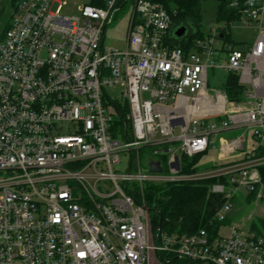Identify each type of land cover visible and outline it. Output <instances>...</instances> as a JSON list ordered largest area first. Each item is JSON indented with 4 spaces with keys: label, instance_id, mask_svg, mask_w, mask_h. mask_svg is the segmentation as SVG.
I'll return each instance as SVG.
<instances>
[{
    "label": "built area",
    "instance_id": "2783aa9c",
    "mask_svg": "<svg viewBox=\"0 0 264 264\" xmlns=\"http://www.w3.org/2000/svg\"><path fill=\"white\" fill-rule=\"evenodd\" d=\"M224 1L258 31L245 49L222 48L220 66L247 88L241 101L209 85L215 36L189 50L172 46V17L160 2L88 0L68 15L61 1H18L0 30V264H264V236L251 228L155 230L135 193L147 182L226 176L234 188L214 216L224 221L229 197L262 186L264 154L255 151L183 171V156L217 148L224 131L238 133L220 138L221 156L243 150L247 135L264 146V0ZM127 3L126 46H104ZM116 85L120 97L107 90ZM122 153L126 170L117 168ZM153 162L162 172L150 171Z\"/></svg>",
    "mask_w": 264,
    "mask_h": 264
},
{
    "label": "trees",
    "instance_id": "16d2710c",
    "mask_svg": "<svg viewBox=\"0 0 264 264\" xmlns=\"http://www.w3.org/2000/svg\"><path fill=\"white\" fill-rule=\"evenodd\" d=\"M19 0H14L15 7ZM162 3L172 17V29L178 25H187L189 32L183 38L176 40L171 32L169 41L172 46L182 47L189 50L192 43L204 36L202 31V4L207 0H152ZM218 1V18L228 26L227 31L224 30L223 39L225 44L234 46L230 38V22L238 20V16L227 6L224 0ZM246 87L239 83L237 73L228 72L226 83L223 90L226 92L229 100L241 101L245 99ZM264 154V150L261 155ZM202 155L194 157L183 156V171L193 173L199 169H203V164L199 163ZM233 162L227 161L224 163ZM262 181L264 182V165L260 166ZM220 180L217 177H209L200 180L158 183L147 182L144 188L135 189L136 197L145 199L149 208L153 228L165 230L170 233H186L192 234L206 228L216 233L220 225L229 223L231 218L228 217L224 221L214 219V213L217 208L225 202L222 194H214L210 190V186ZM259 188V187H258ZM257 188V189H258ZM238 197V198H237ZM242 197L238 194L234 198L235 204ZM256 192L247 193L245 199L241 202L252 203L256 200ZM243 199V198H242ZM264 201V195L260 198ZM250 228L257 234L264 236V216H256L250 224ZM169 264H198L188 262L183 259L172 257Z\"/></svg>",
    "mask_w": 264,
    "mask_h": 264
},
{
    "label": "rangeland",
    "instance_id": "374dc122",
    "mask_svg": "<svg viewBox=\"0 0 264 264\" xmlns=\"http://www.w3.org/2000/svg\"><path fill=\"white\" fill-rule=\"evenodd\" d=\"M55 1L64 2L62 7V13L68 15L78 14L79 6L88 2V0H55ZM57 5L58 3H54L53 9H55ZM218 5L219 3L216 0L204 1L202 4L201 14H202V24H203L202 31L204 35L215 36V47L218 50V52L215 51L214 54L211 55L207 61V63L211 66L212 60L215 59V67H209L208 69L209 85L211 87L220 90L223 89V86L226 83V77L228 75V72L220 66L225 62L226 53L224 49H222L223 46L225 45V40L217 36L220 33V30H222L225 26L224 21L218 18ZM14 12H15L14 0H0V30L1 31H4L8 27V23L11 20L12 16L14 15ZM131 12H132L131 5L130 3H127L126 6L120 11L119 15L115 17L111 23H109V25L106 27L105 30L104 46L111 48H124L126 46L127 30L129 26ZM229 31H230V38L233 41L234 46L240 49H245L246 45L253 43L258 35V31L256 29L238 21L233 22ZM122 89H123L122 85H116L114 87L108 88L107 90L111 94V96L120 97ZM146 97H148V95H146ZM208 118L209 120H216L214 116H209ZM178 132L179 130H176V133ZM226 135L227 134L223 133L222 137ZM217 151H219L218 145H217ZM120 156H121V163L117 166V168L119 170H126L128 165L129 155L128 153H122ZM221 158L223 159L224 157ZM240 160H235V161L233 160V162H238ZM219 178L220 180L218 182L213 183L210 186V190L214 194H222V198L224 200L225 199L227 200L228 199L227 194L231 193L234 187H232V184L228 181V178L226 176H222ZM217 183L224 185L225 192H215L213 190V185ZM144 186L145 185H143L142 188H144ZM255 192L257 198L256 200H254L252 203L249 204L241 202L242 200L240 201V199L237 201L236 204L234 202V198L237 194L238 196L240 195L245 196L247 195V193H249L245 187L240 188L238 193L229 197L232 203V209H230V211L227 214V216L231 218V221L229 223H232L234 225L238 224L245 228H250L251 221L256 216H264V201L260 200V198L264 195L263 181H262V186L259 185V188ZM142 198L144 199L143 196ZM244 199L245 198H243V200ZM222 205L223 203L217 208V210L214 213V216ZM150 220H151V216H150ZM151 225H152V221H151ZM220 232L223 235H226L228 234L229 230L227 227L222 225Z\"/></svg>",
    "mask_w": 264,
    "mask_h": 264
},
{
    "label": "crops",
    "instance_id": "0c3cea01",
    "mask_svg": "<svg viewBox=\"0 0 264 264\" xmlns=\"http://www.w3.org/2000/svg\"><path fill=\"white\" fill-rule=\"evenodd\" d=\"M223 133L227 134L226 136L224 137H231V136H234L236 135V133H238L237 130H228V131H224L222 133L219 134L218 138H222V135ZM240 133V131H239ZM219 138V140H220ZM219 140H217V145H218V142ZM244 149L243 150H240L238 153L236 154H232L228 157H225V156H221L219 151H217V148H212L210 149L206 154H204L202 156V159H201V163L204 165V166H212L213 164L217 163V162H227V161H231V160H242L243 157H245V155L248 153V152H253L255 151L257 155H261V152L264 150V146H259L258 144V140L250 135H247L246 136V139L244 141ZM221 157H224L223 159ZM245 196L242 195V197L240 198V200L243 201L242 198H245Z\"/></svg>",
    "mask_w": 264,
    "mask_h": 264
},
{
    "label": "water",
    "instance_id": "95a60500",
    "mask_svg": "<svg viewBox=\"0 0 264 264\" xmlns=\"http://www.w3.org/2000/svg\"><path fill=\"white\" fill-rule=\"evenodd\" d=\"M171 32H173V34H172L173 38L176 40H179L188 34L189 29H188L187 25L182 24V25H178L176 27H173ZM220 37H223L222 33L220 34ZM150 171L151 172H162V167L160 166V163L159 162L151 163Z\"/></svg>",
    "mask_w": 264,
    "mask_h": 264
}]
</instances>
